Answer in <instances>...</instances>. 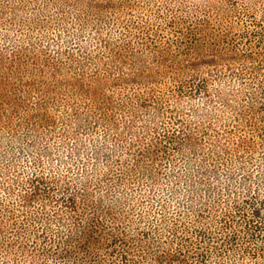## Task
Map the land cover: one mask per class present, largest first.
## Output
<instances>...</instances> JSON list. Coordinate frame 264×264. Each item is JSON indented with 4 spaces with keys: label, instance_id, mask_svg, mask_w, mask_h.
<instances>
[{
    "label": "rangeland",
    "instance_id": "374dc122",
    "mask_svg": "<svg viewBox=\"0 0 264 264\" xmlns=\"http://www.w3.org/2000/svg\"><path fill=\"white\" fill-rule=\"evenodd\" d=\"M185 12L240 33L264 0H0V264H152L105 247L104 208L150 196L139 160L169 122L122 61Z\"/></svg>",
    "mask_w": 264,
    "mask_h": 264
},
{
    "label": "trees",
    "instance_id": "16d2710c",
    "mask_svg": "<svg viewBox=\"0 0 264 264\" xmlns=\"http://www.w3.org/2000/svg\"><path fill=\"white\" fill-rule=\"evenodd\" d=\"M181 18L144 56L124 48L131 81L156 86L139 106L169 122L139 160L150 196L104 208L114 225L105 247L123 262L264 264V19L237 33L207 14Z\"/></svg>",
    "mask_w": 264,
    "mask_h": 264
}]
</instances>
